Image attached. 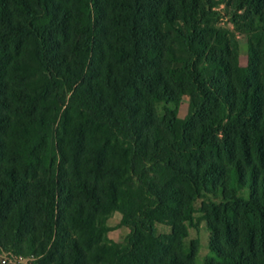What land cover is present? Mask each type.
Wrapping results in <instances>:
<instances>
[{
    "label": "trees",
    "instance_id": "obj_1",
    "mask_svg": "<svg viewBox=\"0 0 264 264\" xmlns=\"http://www.w3.org/2000/svg\"><path fill=\"white\" fill-rule=\"evenodd\" d=\"M216 4L0 0L1 253L195 264V203L221 194L201 211L217 260L264 264V86L231 62ZM115 212L124 245L107 237Z\"/></svg>",
    "mask_w": 264,
    "mask_h": 264
},
{
    "label": "rangeland",
    "instance_id": "obj_2",
    "mask_svg": "<svg viewBox=\"0 0 264 264\" xmlns=\"http://www.w3.org/2000/svg\"><path fill=\"white\" fill-rule=\"evenodd\" d=\"M217 4L212 9L217 13V20H213L212 24L223 31L232 42H238L237 52L232 46V55L229 56L232 63L240 65V67L252 66L258 73L264 86V38L261 32L264 28V0L256 2L254 5L246 3L242 0H215ZM237 21L238 23H235ZM251 46L254 54L251 53ZM235 79V77L233 78ZM191 98L184 96L178 109V117L185 119L190 113ZM163 112L162 105L159 108ZM240 196L248 198V190L240 193ZM213 202L221 204L224 199L221 194L218 196L208 195L204 199H200L195 203L196 212L194 214V221L188 226V238L186 244L188 246L195 245L197 247V256L195 264H220L217 260L216 254L212 251V244L215 242L224 243L222 237L215 238L211 225L208 223V218L201 212L204 203ZM109 228L107 237L108 240L117 244L124 245L130 230L122 225V214L115 212L107 221ZM159 235L170 234L171 228L157 224ZM240 246H244L243 242H239ZM9 253L0 252V264L3 259H11ZM14 254V253H13ZM16 255V254H15ZM25 257H31L26 256ZM12 262V261H11ZM14 264V263H10ZM34 264V263H32Z\"/></svg>",
    "mask_w": 264,
    "mask_h": 264
},
{
    "label": "built area",
    "instance_id": "obj_3",
    "mask_svg": "<svg viewBox=\"0 0 264 264\" xmlns=\"http://www.w3.org/2000/svg\"><path fill=\"white\" fill-rule=\"evenodd\" d=\"M9 256H11V259H3L2 260V264H10V263H14V264H32L34 263L36 260L33 256L31 257H25L23 255H15L13 253H9ZM12 261V262H11Z\"/></svg>",
    "mask_w": 264,
    "mask_h": 264
}]
</instances>
